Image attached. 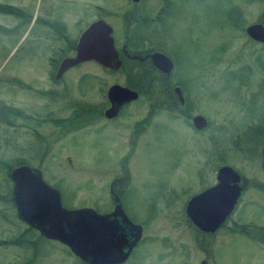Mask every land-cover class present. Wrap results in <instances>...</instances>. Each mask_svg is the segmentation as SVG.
<instances>
[{
  "label": "rangeland",
  "instance_id": "374dc122",
  "mask_svg": "<svg viewBox=\"0 0 264 264\" xmlns=\"http://www.w3.org/2000/svg\"><path fill=\"white\" fill-rule=\"evenodd\" d=\"M158 1L139 0L136 7L142 5L152 15ZM0 2L21 11L18 17L0 13V106L20 112L12 116L0 109V160H21L20 164L38 167L44 181L59 191L63 207H90L98 212L111 207L108 183L121 175L126 164L131 185L124 205L142 230L124 264H198L206 256L195 247L193 231L176 223L174 208L197 188L205 173V158L209 156L213 164L221 156L241 173L260 176L255 152L264 143V44L250 40L244 28L254 22L264 26V0H170L162 22L151 25L152 32L136 28V35H147L150 42L160 39L180 66L191 68L181 71L186 76L193 71V110L204 116V131L213 137L222 132L220 147L225 149L221 153L215 144L218 139L209 144L201 133L189 132L168 112L158 111L148 118L141 143L138 140L127 156L121 151L122 142L128 140L124 124L138 113H124L114 128L106 126L102 133L95 132L102 120L70 121L74 123L70 127L59 124L75 110L70 101H78L83 108L101 105L107 86L123 83L122 69L106 73L86 61L67 70L65 82L52 83L47 73L59 61L61 41L48 33L40 18L45 10L60 15L66 25L64 35L71 39L94 17L110 22L119 18L130 2ZM50 90H63L64 96L52 99L47 95ZM236 141L238 147L231 145ZM173 186L179 189L174 203ZM10 188L0 167V241L19 235L27 226L7 198ZM37 236L30 231L16 244L0 243V264H20L31 249L26 238L34 241ZM229 237L220 230L210 239L213 259L206 257V264H264V246L246 237ZM38 242L31 264H79L58 241L42 237Z\"/></svg>",
  "mask_w": 264,
  "mask_h": 264
},
{
  "label": "flooded vegetation",
  "instance_id": "af4514ba",
  "mask_svg": "<svg viewBox=\"0 0 264 264\" xmlns=\"http://www.w3.org/2000/svg\"><path fill=\"white\" fill-rule=\"evenodd\" d=\"M128 2H130L131 6L124 9L122 13L120 12V14H118L119 18L111 22L110 19H103L111 28L110 35L112 37V44L117 53V58L120 61L118 68L111 70L101 66L100 64L92 60L89 61H92L93 63L99 65L101 69H103L106 73H113L122 69V75L124 76L123 83L113 82L110 85L118 84L122 87H126L129 90L134 91L136 97L127 101H122L117 107L115 114L113 116L107 117L105 115V111L110 107V101L106 98V90L110 86L108 85L105 90V100L101 105L91 104L90 106H86L83 108L82 105L78 104V101H70V104L75 105V108H73V110H75L73 111L72 116L65 120L84 123H88L90 121L99 122L100 120H102V123L95 128V132L102 133L105 131L106 126L114 128L115 124H118L120 122L119 120L122 116H124V113H138L136 118L125 122L124 124L127 128L128 134L127 143L119 140L123 145L121 151L125 156H127L130 153L134 152L138 140L140 141L141 134L144 132L146 123L148 122V118L158 111H166L169 113L174 122L179 123V125H181L183 128H186V130L188 129L189 132L201 133L204 136L203 138L207 140L209 144L211 142L214 143L213 139H218L217 141H215V144L219 145V149L221 150L220 152L222 153V150L225 149V147H220L221 144L223 145L221 139L224 138L221 136L222 132H217L220 137H213L210 135V132L204 131L207 123L206 120L202 128H196L192 122V119L195 115L202 116L203 118L204 116L201 113L194 112L193 110V103L191 98V91H193L192 87L194 84V77L192 76L193 71H189L191 72V74H189L188 76H186L184 72L181 71L182 69L191 70V68L180 66V62L179 59H177V56L171 53L168 50L166 44L163 43V41H161L160 39L150 42V39L149 37H147V35H136L135 33L137 27L144 28L145 30L152 32L154 28H152L151 25H153L154 23L160 24L162 22L165 11L170 8V0H159L158 8L152 15H149V13L146 12V9L143 8L142 5H138L136 7L139 0H137L136 2L128 0ZM9 5L13 6L12 4ZM44 14L47 18H44ZM44 14L43 17L40 18V24L46 26L49 29L48 33L61 41V44L57 49L59 53V60L63 57L73 55L75 43L79 34L91 21L100 18V15L94 17V19L88 22L84 28L77 31V33L73 36L74 38L71 37L70 39L67 38V35H64V33L66 34V30L64 29L66 25L64 22H61L62 20L59 17L60 15L51 13L48 10H45ZM249 39L252 40L251 38ZM252 41L256 42L254 40ZM152 52H159L165 55L170 61V66L165 67L167 68L165 70L155 67L148 56V54ZM82 63L83 62L79 64ZM57 65L53 68L50 67L47 73L48 80L54 84L65 82L64 75L67 70L76 67L78 64L65 69L59 75V77L55 78ZM47 95L52 99L57 97L61 98V96H64L63 90H60L59 92L57 91L56 93L53 92V90H50L49 92H47ZM132 105L133 107H131ZM236 142L231 143V145L238 147ZM263 145L264 143H262L259 148H256L257 150L255 152L258 157L259 169L257 168V171H259L258 173L260 176L255 175L253 177H249L248 175L241 173L234 166L232 167L227 164L224 158H222L221 156L217 158V163L212 164L209 156H207V158H205L206 162L204 164L205 173H203L202 176L199 175L201 177V181L199 178L197 188L195 189V191L190 192L186 196L184 201L178 202L176 208H174L176 223L178 225H181L183 223L184 225H187L188 229H191L193 231L191 232L193 234L192 241L197 250L203 256L213 259V253L210 251V248H212L210 239L213 238L220 230L228 232V234L230 235L229 239L231 238V236L246 237L249 241L264 246V171L261 167V148ZM222 165H229L237 173L239 178L237 181L238 194L232 208L225 216L223 221L213 231H202L198 229L194 224H192V222L189 220L185 212V206L187 201L193 195L200 193L203 190L210 188L211 186L216 184V172L217 169ZM122 166L124 168L121 175L112 177L108 183L107 193L109 202L112 203L111 207L101 212H108L113 208L115 203L114 195H116L120 201L121 208L127 218L131 222L137 223L141 226L137 219H134L133 216L131 217L125 209L124 197L130 192L131 181L128 168L126 167L127 165L122 164ZM177 191H179L178 187L173 186L172 202L178 201ZM166 201L168 202L167 198L164 199V202ZM24 223L25 222H23V224ZM27 226L20 233L23 234L22 238L20 237L21 239H23L25 234H29L30 232V230L27 229ZM31 231L36 230L33 229ZM19 235L14 237H18ZM38 237L42 238V236H40L39 234L37 236V240L34 241L26 238V241L31 246V249L29 250V257L25 258L20 264H31L34 261V256H36L35 254L38 251ZM140 238L141 233L139 239L130 249L128 256L130 255L133 247L137 244ZM74 257L79 262V264H87L76 256ZM206 257L199 259L198 264H206ZM127 258L120 263L113 264H124Z\"/></svg>",
  "mask_w": 264,
  "mask_h": 264
},
{
  "label": "water",
  "instance_id": "95a60500",
  "mask_svg": "<svg viewBox=\"0 0 264 264\" xmlns=\"http://www.w3.org/2000/svg\"><path fill=\"white\" fill-rule=\"evenodd\" d=\"M244 31L252 40L264 44V26L260 22L246 25ZM110 32V26L103 19L91 21L79 34L73 55L59 60L55 78L65 69L89 60L111 70L118 68L120 61ZM148 56L159 69L165 70L170 66L169 59L162 53L152 52ZM135 97V92L126 87L110 85L106 90L110 107L105 115L113 116L122 101ZM192 122L196 128H202L205 119L195 115ZM261 167L264 171V145L261 148ZM8 178L16 217L45 239L65 245L87 264L124 261L140 237L141 226L127 218L116 195L114 206L108 212H98L90 207L67 209L60 202L59 191L44 181L38 167L15 165L9 170ZM216 179L215 185L193 195L185 206L189 220L202 231H213L223 221L238 194L239 178L233 168L220 166Z\"/></svg>",
  "mask_w": 264,
  "mask_h": 264
},
{
  "label": "trees",
  "instance_id": "16d2710c",
  "mask_svg": "<svg viewBox=\"0 0 264 264\" xmlns=\"http://www.w3.org/2000/svg\"><path fill=\"white\" fill-rule=\"evenodd\" d=\"M0 13H6V14H10V15H13L15 17H18L20 16V9L14 7V6H11L9 4H4V3H0ZM56 60V59H55ZM53 61V60H52ZM55 62V61H54ZM56 64V62L53 64V66ZM0 109L4 112H9L12 116L14 114H20L19 111H16V110H12L11 108H9L8 106H5V105H1L0 106ZM71 121V120H70ZM70 121H60L59 124H61V126H65L67 125L68 127H70L71 125H73L74 123L73 122H70ZM64 123H66L64 125ZM258 130L257 129H254L253 132H257ZM237 145H239V142H236ZM22 161L21 160H15L13 162H9V161H6V160H1L0 162V167L4 169V172H5V176L8 178V172L9 170L11 169V167H13L14 165H18L20 164ZM9 179V178H8ZM8 200L11 201V197L9 196V192H8V196H7ZM27 229L28 230H33L30 226H27ZM22 235L23 234H20L18 237H13V238H10L6 241H0V243H5V244H16L18 242H20L21 238H22ZM21 237V238H20Z\"/></svg>",
  "mask_w": 264,
  "mask_h": 264
}]
</instances>
